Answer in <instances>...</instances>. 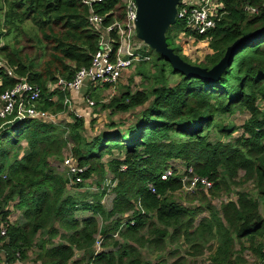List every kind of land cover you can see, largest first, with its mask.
<instances>
[{
  "label": "trees",
  "instance_id": "obj_1",
  "mask_svg": "<svg viewBox=\"0 0 264 264\" xmlns=\"http://www.w3.org/2000/svg\"><path fill=\"white\" fill-rule=\"evenodd\" d=\"M217 4L214 29L200 35L178 19L167 32L169 47L191 65L211 69L238 39L264 28V0ZM92 11L105 17L104 26L126 17L123 0L91 7L83 0H0V58L7 64L0 68V95L27 78L41 88V110L71 119H29L0 133V229L7 230L0 251L6 263L25 261L37 248L40 264H153L144 249L164 257L156 264H192L189 258L207 249L214 251L209 264H246L244 253L264 264V33L236 53L214 83L185 77L149 49L150 60L132 67L129 84L108 104L96 89L87 92L111 117L90 138L86 119L70 113V93L49 86L71 82L91 66L104 29L90 25ZM180 38L191 39L185 42L190 48L203 45L205 55L185 54ZM135 77L138 90H132ZM119 114L131 119L113 120ZM236 114L248 115L243 125L229 120ZM5 122L0 119V127ZM67 153L86 168L82 183H72L62 167ZM177 161L213 183L209 194L189 198L197 206L176 198L182 175L163 178ZM94 177L103 187L92 202L82 199L86 192L67 195ZM243 183H251L257 197L238 191L236 200L214 206L211 198ZM109 189L114 199L107 210L102 202ZM11 207L22 222L11 223ZM187 246L191 251L182 254Z\"/></svg>",
  "mask_w": 264,
  "mask_h": 264
},
{
  "label": "built area",
  "instance_id": "obj_2",
  "mask_svg": "<svg viewBox=\"0 0 264 264\" xmlns=\"http://www.w3.org/2000/svg\"><path fill=\"white\" fill-rule=\"evenodd\" d=\"M102 0H83V2L92 6L95 2ZM199 4L193 1H184L182 3L184 8L179 10L178 19L186 22V28L196 31L203 35L207 31L214 29L217 21L220 19L221 7L217 4V0H198ZM125 6V20L115 21L114 23L104 26L105 17L96 15L92 11L89 19L90 25L100 30L104 26L103 33L100 40V49L93 57L92 64L87 69H82L77 72L76 76L71 82L60 80L56 85H50V90L58 88L62 91L69 92L73 100L79 99L82 89L88 88L89 91H94L98 88L108 86L112 92L118 87L123 75L130 71L132 67L139 61H149V47L142 44L134 46L131 39L136 36L135 21L137 17V7L135 0H123ZM189 7H193L189 9ZM115 33V37L111 36ZM183 42L193 43L191 39L184 38ZM7 66L6 61L0 58V68ZM12 77L13 71L7 70ZM87 85V86H86ZM42 100L41 88L28 81L27 78L19 79L18 83L12 88L6 90L0 95V119L11 123L16 120L23 122L25 120H43L45 122H55L56 117L48 112L41 110L38 104ZM57 99L55 98L54 101ZM72 99L68 102L72 103ZM87 108L95 106L94 99L90 92L85 95ZM78 117H84L77 114ZM180 161L167 169L164 174V179L174 176L179 173L182 175V191L186 194H194L201 190L209 192L213 183L208 178L196 175L192 168L184 167ZM62 167L68 172L71 178H74L72 183H82V175L86 168L80 167L71 157L65 158ZM183 169V170H182ZM150 190L155 194L156 190L153 185H150ZM230 201V200H229ZM14 221L11 220V223ZM7 234L5 227H1L0 236L4 237ZM102 241L100 239L96 242V252L101 250ZM22 263L18 261L16 264ZM0 264H7L5 255L0 251Z\"/></svg>",
  "mask_w": 264,
  "mask_h": 264
},
{
  "label": "rangeland",
  "instance_id": "obj_3",
  "mask_svg": "<svg viewBox=\"0 0 264 264\" xmlns=\"http://www.w3.org/2000/svg\"><path fill=\"white\" fill-rule=\"evenodd\" d=\"M184 1H186V2L187 1H190V2L193 1V2H195V3L197 2L199 4L198 0H184ZM131 42L134 46L142 44L143 46L147 47L142 41H140L137 38V36L133 37L131 39ZM178 42L184 46L185 54H187L190 57H196V56L202 57L203 55H205L206 50L204 49V47H202L203 45L194 46V48H190L191 46L189 44H186L185 42H183V39L180 38V40ZM195 48L197 51L195 50ZM193 60H196V59H193ZM133 73H134V71L130 70L123 75V78L119 82L118 87L115 90V92H112L111 90L106 89V88L96 89L95 95L97 96L99 101L103 104H108L112 98L119 96V94L123 91L125 86H127L129 84L128 79L131 78ZM134 82H135V84H134V86H132V90L140 89L141 79L135 77ZM88 91H89V89L86 87H84V89H82L81 95H79L80 98L73 100V102L71 103L70 113L80 114V115L84 116V118L86 119V128H87L86 134L88 137L91 138V137L96 136L102 130H105V125L108 124V122L111 120V117L109 116L108 111L101 112V108L98 106H96V107L94 106V108L92 110H88L87 102L85 100V95L87 94ZM94 102H95V100H94ZM95 105H96V102H95ZM57 118H58V116H57ZM57 118L55 121H59V122H68L71 120L67 114L59 115L58 120H57ZM247 118H248L247 114H236V115L230 117L229 120H231L234 124L241 126L247 120ZM129 119H131V117L129 115H123V114H119V115H116L115 117H113V120H117V121H124V120L128 121ZM67 155H69V153H67L65 155V158H69ZM183 166L185 167V165H183ZM177 174H179V173H177ZM242 177H243V173L240 174V178H242ZM108 178H111V177H108ZM98 180H99V178L94 177L93 179L86 182L87 185L83 190L77 191L75 188L70 189L67 191V195H70V196L74 195L75 196V195H77L76 192L83 193V194H85V192H86L87 196L82 197V199L85 198L84 201L92 202L93 201L92 196L99 193L101 191V187H103V185H101V186L97 185ZM237 182H241V181L238 180ZM238 191H249L254 195V197H257V191L254 189V186L251 183H243V184L239 185L238 187L233 186L231 188L229 194L223 193L218 198H211L213 200L214 206L220 207L223 202H227L229 200H236V193ZM200 192H203V191L199 190L194 194H186L184 191L181 190L180 193H178L176 195V198L178 201H180L182 203H184V202L186 204L192 203L193 205L197 206L198 204L195 201L190 202L189 198H191L193 196L198 197ZM204 193L209 194L210 192H204ZM209 197H210V195H209ZM113 199H114V194L111 192V189H109L108 194L106 195V197L103 199V202H102L104 207L107 210H110L112 208ZM13 210L14 209L11 207V211H13ZM261 212L264 213L263 207H261ZM89 214L90 213L82 214L80 216V218L81 219L85 218L86 216H89ZM207 215H208V213L199 215L198 220H200L201 218H203ZM11 219L14 221L13 223H15L18 220L20 222L23 221L21 213L19 211H17L16 209L14 210L13 215L11 216ZM59 241H60L59 239L55 240L56 243ZM186 251H191L188 246L184 247L181 250V253L186 254ZM37 252H38L37 248L32 250L29 253V259H27L25 261H21L22 263H20V264H40V263L36 262ZM213 252L214 251L207 249L205 251L204 255L197 257V258L191 257V258H189V260H191L192 264H209V257ZM143 253H144L145 257L147 259L149 258L153 264H156L159 261H161V258H159V257L164 258L163 256H161L157 253H151V251H149L148 249H144ZM164 256H167V252L165 253ZM243 257L246 260V264H259V260L256 257H254L251 253H244Z\"/></svg>",
  "mask_w": 264,
  "mask_h": 264
},
{
  "label": "water",
  "instance_id": "obj_4",
  "mask_svg": "<svg viewBox=\"0 0 264 264\" xmlns=\"http://www.w3.org/2000/svg\"><path fill=\"white\" fill-rule=\"evenodd\" d=\"M182 0H135L137 17L136 36L150 49L160 54L170 63L174 71L187 78H199L214 83L220 80L225 70L243 47L251 45L264 33V28L238 39L226 51L225 56L211 69L202 68L185 62L167 42V32L178 21L179 6ZM19 124L16 120L0 127V133Z\"/></svg>",
  "mask_w": 264,
  "mask_h": 264
}]
</instances>
